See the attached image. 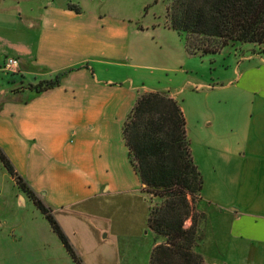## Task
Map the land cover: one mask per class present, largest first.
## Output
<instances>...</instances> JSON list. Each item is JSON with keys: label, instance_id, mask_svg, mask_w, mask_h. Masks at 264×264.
<instances>
[{"label": "crops", "instance_id": "obj_1", "mask_svg": "<svg viewBox=\"0 0 264 264\" xmlns=\"http://www.w3.org/2000/svg\"><path fill=\"white\" fill-rule=\"evenodd\" d=\"M23 1L0 0V61L20 57L34 83L64 72L58 85L36 92L15 91L17 74L0 70V146L31 187L45 198L71 183L98 194L117 191L119 173L139 178L123 124L140 93L167 90L182 106L203 173L197 206L206 263L264 264V57L220 51L214 62L223 68L210 77L194 61L208 55L189 53L165 23L171 34L153 24L160 49L153 51L131 44L128 25L100 9ZM251 59L258 62L247 65ZM203 199L209 207L200 209ZM215 219L227 222V240L221 244L219 226L212 234L219 255L209 256L205 224Z\"/></svg>", "mask_w": 264, "mask_h": 264}, {"label": "rangeland", "instance_id": "obj_2", "mask_svg": "<svg viewBox=\"0 0 264 264\" xmlns=\"http://www.w3.org/2000/svg\"><path fill=\"white\" fill-rule=\"evenodd\" d=\"M74 1L82 7L88 9L92 7L107 12L108 21L121 20L120 22L126 23L130 31L129 40L134 46L141 42L153 51L160 50L154 39L156 34L152 29L155 26L154 23L156 26L160 24V30L163 32L171 34L162 27L170 0ZM23 2L25 3L26 0ZM141 24L148 29H141ZM207 42L213 45L218 43V39L209 42L197 36L192 40L194 47ZM221 52L234 54L237 60L248 55L264 57V42L229 41L221 48ZM155 55L160 56V54ZM216 56L208 54L206 57H195L194 61L200 74L211 77L223 68L215 64ZM19 59L20 68L7 72L12 74L10 76L17 74L18 80L14 79V83H10L11 87H15V91L32 90L31 85L63 73L61 71L52 77L41 78L35 83L29 82L22 72V60L20 57ZM154 61L157 63L155 59ZM257 62V59H251L247 65ZM161 91L169 93L167 90ZM184 103L182 101V105ZM195 151L198 152V148L197 150L195 148ZM64 173L66 174V170ZM118 175L120 190L117 191H102L96 194L92 187L85 189L78 184L71 183L64 185L63 188L49 189L48 196L45 198L35 190L43 201L53 208L56 219L67 233L83 264H149L150 262L151 252L155 245V233L148 224V216L150 206L159 199L144 193L138 177H134L131 173H119ZM209 187L208 185L206 190L211 194L212 190H209ZM203 191L204 189H202V196ZM72 202L73 204H69ZM208 205L203 199L199 208H208ZM210 208L213 209L215 206L212 205ZM204 220L205 218L200 221L202 229ZM190 223L189 219L187 224ZM219 226H221L222 244L227 240V222L215 219L212 222L208 220L205 224L208 242L206 247L209 248V256L219 255L213 249L215 238L212 237L214 230H220ZM204 241L205 235L196 247L198 251L202 250ZM0 264H77L54 231L48 218L34 204L28 193L19 188L1 160Z\"/></svg>", "mask_w": 264, "mask_h": 264}, {"label": "trees", "instance_id": "obj_3", "mask_svg": "<svg viewBox=\"0 0 264 264\" xmlns=\"http://www.w3.org/2000/svg\"><path fill=\"white\" fill-rule=\"evenodd\" d=\"M165 24L183 37L189 53L200 56L220 52L229 41L263 43L264 0H170ZM197 36L209 42L218 39V43L194 47L192 40ZM63 74L30 88L41 92L54 87ZM123 137L142 190L159 199L150 206L148 216L155 233L149 264H207L196 249L204 238L200 221L205 213L197 206L203 175L192 153L181 104L164 91L140 93L124 121ZM0 160L48 218L77 264H83L53 208L29 185L1 146Z\"/></svg>", "mask_w": 264, "mask_h": 264}, {"label": "built area", "instance_id": "obj_4", "mask_svg": "<svg viewBox=\"0 0 264 264\" xmlns=\"http://www.w3.org/2000/svg\"><path fill=\"white\" fill-rule=\"evenodd\" d=\"M20 68V59L15 55H7L0 61V70L4 72H13Z\"/></svg>", "mask_w": 264, "mask_h": 264}]
</instances>
